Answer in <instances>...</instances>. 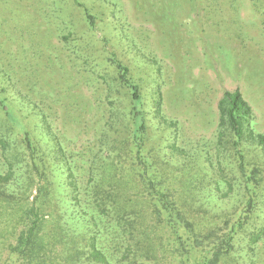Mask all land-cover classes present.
I'll return each mask as SVG.
<instances>
[{
    "label": "rangeland",
    "instance_id": "obj_1",
    "mask_svg": "<svg viewBox=\"0 0 264 264\" xmlns=\"http://www.w3.org/2000/svg\"><path fill=\"white\" fill-rule=\"evenodd\" d=\"M220 3L0 0V171L14 156L12 188L25 197L34 193L27 135L45 161L54 220L63 231H98L99 245L113 246L110 239L123 227L97 212L91 188L110 182L115 158L128 168L134 155L133 102L116 60L141 93L144 151L164 167L183 162L196 205L239 210L244 192L236 152L230 145L218 155L215 149L217 102L223 90L238 88L253 110L252 127L264 134V0H238L237 11ZM157 91L163 116L175 123L170 127L154 118ZM170 144L184 159L171 156ZM219 179L222 193L213 186ZM233 243L223 264H264V190Z\"/></svg>",
    "mask_w": 264,
    "mask_h": 264
},
{
    "label": "trees",
    "instance_id": "obj_2",
    "mask_svg": "<svg viewBox=\"0 0 264 264\" xmlns=\"http://www.w3.org/2000/svg\"><path fill=\"white\" fill-rule=\"evenodd\" d=\"M205 1L214 7L221 2L233 11L239 4L238 0ZM87 17L93 24L91 15L87 13ZM113 62L133 102L135 127L130 135L134 155L128 168H121L115 158L107 174L112 175L110 182L96 181L91 194L97 212L112 215L123 231L110 239L111 247L99 245L98 231H63L51 215L52 184L43 169V155L24 135L29 170L37 181L31 195L16 192L12 188L14 156L13 162L6 158V169L0 171V264H223L233 251L237 231L247 223L264 190V134L251 125V106L238 88L223 90L217 102L216 153L220 154L225 145L235 150L244 200L234 212L211 211L196 205L194 190L185 179L188 175L180 170L183 162L164 167L157 154L144 151L147 125L140 106L141 93L128 76V68L120 61ZM155 94L154 118L165 126L174 125L161 112L159 91ZM169 149L172 157L184 159L174 144ZM59 152L56 160L64 156ZM66 172L68 187L76 189L71 170ZM220 181L213 182L217 193L223 192ZM226 183L229 192L232 185ZM92 218L90 222H94ZM259 237L260 233L255 234L254 240Z\"/></svg>",
    "mask_w": 264,
    "mask_h": 264
}]
</instances>
